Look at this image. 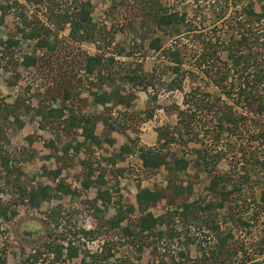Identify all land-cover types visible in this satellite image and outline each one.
<instances>
[{
  "label": "trees",
  "instance_id": "trees-1",
  "mask_svg": "<svg viewBox=\"0 0 264 264\" xmlns=\"http://www.w3.org/2000/svg\"><path fill=\"white\" fill-rule=\"evenodd\" d=\"M24 1L32 6L40 3L41 5H47L46 25H43L35 18L32 21L30 19L27 20L21 11L17 13L15 7L11 5L19 4L15 0H12L11 3H0V11L5 14L10 9L14 10L12 13L13 17L21 22L20 26L22 28L28 29L26 33L23 32L24 37L37 38L35 46L39 50L52 51L55 47L54 39H56L57 32L63 28L62 24L64 22L68 24L67 37L70 41L83 42L90 40L93 43L107 40L106 43L109 44L113 37L110 32L104 33L103 30L101 31L97 28L95 21L91 17V6L88 0H68V3L66 2L67 0ZM140 1L142 4H146L148 9L144 13L145 18L150 16V14L153 16L154 22H150L152 25L154 24L161 32L165 31L166 28H170L172 33H175V37L173 36L174 38L169 46L162 48L160 51L165 55L168 67L173 75L167 82V88L170 90L180 88V83L185 75L198 78L201 74L209 78L212 86L219 90L218 94L210 95L209 92L200 91L198 87L183 93V102L186 103L187 110L186 108L178 109L175 105L176 125L172 129L160 127L157 131V143L160 147L167 148V146L175 144L171 148V152L169 151L171 156L156 146H137L134 140H129L131 144L123 143L117 148L116 152L105 157L98 155V158L94 154L96 151L93 152L88 146L85 147V142L89 146L100 144L99 136L94 133L96 122L101 121L105 130H109L111 128L110 125H113L107 123L103 114L104 110L98 114L81 112L78 105L75 106L71 102L69 104L62 102L57 106H51L49 103H40L35 111L30 108L21 109L22 106L24 107V100H21V98L14 99L12 104L3 103L0 99V170H3V173H8L15 166L14 162L13 166L10 164L11 161L9 159H15L17 151L13 149L10 153H7L9 139L1 127L9 119L11 121L14 120L17 123V127H22L24 122L19 117L27 112L29 113V123L34 122L36 115L40 117L38 122H35L36 130L46 126L52 135L51 139L45 142L46 149H48L47 155L50 156L51 154L54 156L55 152L59 150L62 155L69 156L66 160L69 162L79 153L80 148L85 149L84 156L77 159L81 167L77 176L79 188L69 186L62 178L53 183L52 186L43 184L35 186L29 184L30 187L18 186L16 185V182L19 181L18 172H15L14 175L10 174V178L5 179L3 187L0 186V192H11L12 186L16 185L18 187L16 195L18 198L7 202L0 200V217L4 220L12 218L16 214V207L22 205L23 199H26L30 206L38 207L42 201L59 198L60 194H65L76 197L80 206L87 205L88 209L91 210H99L96 207L98 201L103 206L111 204L112 207H117V216H112L108 220V228L110 226L113 234L118 235V239L123 241L121 243H123L124 249H130L127 250L128 252L133 249L136 254L140 255L145 246H151L150 242L152 240L159 241L164 239L167 244L163 247L168 249L169 245H172L174 249L172 252H175L174 255L171 254L169 256L167 264H188V262H191V264H260L257 260H253L248 256L243 245L240 244L241 242L238 244L232 242L234 239L229 230L219 228L216 220V211L221 209L225 203L231 202L237 210H232L230 207L226 218L240 229L246 226L249 227L250 218L248 217V220L244 218L249 209L253 211L250 205V202H253V196L252 193L248 192L252 191L253 186L252 184L249 187L247 186L249 174L256 169L260 171L261 175H264V157H259L251 146L254 144L258 148H264V122H261V125L254 123L251 125L245 121L248 112L264 115V0H260L257 10L254 9L251 2L240 5L229 4L231 0H213L209 4L211 9L209 12L212 14L210 21H212L213 27L209 32H211L210 35L213 38L205 36L202 31L204 26L201 20H188L184 12L168 9L157 0ZM237 2L239 3L240 0H237ZM197 13V10H195L193 19ZM146 20H141L140 23L146 24V22H143ZM216 21H220L221 26H215L214 22ZM180 24L184 25L183 35H179L178 28L173 30V26ZM22 28H20L21 31ZM218 32L224 37L221 38ZM51 39L53 40L51 41ZM157 41H159L158 37L151 39L148 42V47L154 50L159 49L160 46H158ZM189 42H194L195 45H192V48H186ZM14 43L15 41L11 40V38L3 41V46L0 48L2 50L0 51L2 60L6 49L15 45ZM13 53L11 51V55ZM221 53H226L224 60L220 58ZM102 55L100 53L86 54L80 66V70L85 77L88 80H94L95 82H92L94 85L100 86L98 89L101 88L105 81L102 72L107 71L109 66L114 63L111 56ZM228 61L230 69L220 68L210 72L215 62L225 65ZM21 62L24 67H30L35 60L32 56L25 55ZM56 68L59 69V66L56 65ZM194 70L199 73L194 74ZM128 73L127 79L132 84L134 83V78L140 77V80L143 79L138 70L135 71L132 68ZM228 76L230 78L226 82ZM96 78L100 79L98 80L99 82L95 80ZM107 79H109V75ZM140 80H136L137 82L135 83L140 84ZM57 84L60 87L61 83ZM152 85V76L149 75L142 83V87ZM101 89L100 92H97V90L89 91L92 102L99 106L108 103L113 98L103 88ZM67 94L65 90H62V94H60L64 101L67 98L65 97ZM221 96L227 101H231V104H227L226 100H223ZM70 100L71 97H69ZM236 105L245 109L243 111L235 110ZM190 108L191 110H189ZM150 115V112L146 113V117ZM206 115L208 116V122L205 121L200 129L194 130L201 117ZM116 128L119 129L120 127L116 126ZM197 131L200 136H197ZM69 132H75L78 137H76L74 143L70 141L64 144L56 142L60 138L61 133L68 134ZM224 133L232 136H238L240 133L245 135L246 142L237 144V149L242 159V161L240 160L242 172L237 174L235 178L229 173L214 172L216 164L222 158V151L215 149L214 151L211 148L217 147L216 145L222 141ZM183 134H187L185 139L182 137ZM205 139L208 142H205ZM105 140L109 144L112 143L109 138H105ZM191 141L198 143L196 147L187 150L192 158H185L184 154L180 156L172 154L175 149L179 148V145L180 147H187ZM28 145L31 146L30 143ZM25 150L28 153V146ZM19 152L21 153V151ZM23 154L25 153L23 152L19 157H23ZM127 154H133L139 159L140 166L144 174L146 173L147 175L155 174L160 167L175 173H181L196 167L209 177L206 186L207 194L190 202L175 203L169 200L173 208L154 215L148 208L159 200V190L138 187L132 195L137 214L133 217L134 220L120 225L125 217L120 213L119 209L124 207L125 212L130 215L133 212V205L130 199H124L116 188L113 189L116 178L120 175L123 176V170L125 169L124 172H126L129 167H117L114 165L126 159ZM68 162H66V165L69 164ZM105 163L109 164L111 168L107 169ZM101 164H104V166ZM104 171H108V176L104 175ZM50 173L53 179V177L61 175V170L58 168ZM111 178L113 182L110 181ZM173 180L167 182V187L172 190L171 199L179 196L183 192L184 187H187V185L181 186L173 182ZM187 188L190 189L189 186ZM92 189L93 195L88 193ZM263 198L264 193L261 192L259 199L262 200ZM263 207L260 206L257 211H253L251 219L256 215H261L264 227ZM67 209L65 216L62 217L65 220L76 218L75 213L69 208ZM46 217L45 222L55 228L59 223L58 218L61 217V214L58 211L49 210L46 213ZM177 217L181 220L179 228H176L174 224V220ZM191 227L193 228L192 232L190 231ZM94 230L78 228L75 231V233H79L78 238L75 240L78 243L75 244L72 243V239L64 238L60 235L59 238L62 240L64 238L66 241L65 246L58 244L55 239H47L42 244L43 250L41 252L38 250L37 254L31 255V257L35 259L40 253H43L42 251H45L47 254H51L54 260L65 261L66 259L74 258L81 251L79 249V238L94 239ZM197 232L199 235L208 236L212 239L211 245L201 246V242L197 241L198 237L195 235ZM71 233L74 234L73 232ZM116 243L120 244L118 241ZM113 245L114 242L111 241L106 243V246L103 244L105 249L99 253L82 255L81 264H95V261H104L113 257ZM189 247H194L198 256L196 255L189 259V256H187ZM263 249L262 247L259 248L258 253L261 254ZM127 251L124 250L122 256L120 255L121 257H116L113 264H133L132 262H126ZM3 261L0 256V264Z\"/></svg>",
  "mask_w": 264,
  "mask_h": 264
},
{
  "label": "rangeland",
  "instance_id": "rangeland-1",
  "mask_svg": "<svg viewBox=\"0 0 264 264\" xmlns=\"http://www.w3.org/2000/svg\"><path fill=\"white\" fill-rule=\"evenodd\" d=\"M15 1L19 3L17 4L19 6L11 5L15 7L17 13L21 11L27 20L30 19L32 21L35 18L43 25H46L45 17L48 15V7L46 4L41 5L40 3L39 5L32 6L24 0ZM88 1L91 6V17L95 21L97 28L101 31L103 30L104 33L110 32L113 35V37L111 36L112 39H109V44L106 43L107 40L93 43L90 40L83 42L70 41L67 37L68 24L64 22L62 24L63 28L57 32L56 39H54L55 47L52 51L39 50L35 46L37 38L24 37L23 32L26 33L28 29L25 30L22 28L20 26L21 22L13 17L12 13L14 10L10 9L5 14H2L0 11V48L3 46V41L7 38L15 41V45L6 49L4 59L2 60L0 57V99L3 103L12 104L14 99L21 98V100H24V107L22 106L21 109L30 108L31 110H35L40 103H49L51 106H57L62 102L68 104L71 102L75 106L78 105L81 112L98 114L104 110V118L108 124L113 125H110L111 128L109 130H105L101 121L96 122L94 133L99 136L100 144L89 146L85 142V147L88 146L93 152L96 151L99 156H109V154L116 152L121 144H131L129 140H134L137 146H156L161 151L167 152L168 155L175 144L167 146V148L160 147L157 143V131L160 127H169L172 129L176 125L175 105L178 109L186 108V103L183 102V93L197 87L200 91L209 92L210 95L218 94L219 90L215 86H212L208 77L202 76L201 74L198 78L185 75L180 83V88L173 90L167 88V82L173 75L170 72L165 55L160 51L162 48L169 46L175 37V33H172L170 28H166L165 31L161 32L154 24L152 25L150 22H154L153 16L151 14L146 18L144 16L147 9L146 4H142L140 0ZM157 1L168 9L176 12H184L188 20H201L204 26L202 29L203 33L206 37H212L210 35L211 32H209L213 28L212 21H210L212 14L209 12L211 10L209 4L213 0ZM11 2L12 0H0L1 4ZM66 2L68 3V0ZM246 2H251L254 9L257 10L260 0H240L239 3L237 0H231L229 4L241 5ZM195 10L198 13L193 19ZM202 13L204 14L203 16ZM145 19L147 20L143 22H146V24L140 23L141 20ZM214 23L216 24L215 26H221L220 21ZM20 28H22V31ZM176 28H178L179 35L184 34L183 24L173 26V30ZM218 34L221 38L224 37L219 32ZM155 37H158L159 41H157V44L160 46L157 50L148 47V42ZM192 45H195V43L189 42L186 48H192ZM0 51L2 50L0 49ZM11 51L15 54L13 53L11 55ZM94 53L111 56L114 62L112 63L113 65L109 66L107 71L102 72L105 81L101 86L113 98L108 103L100 106L92 102L89 91L97 90V92H100L102 89H98L100 86L94 85L92 82L95 81L88 80L80 70L84 55ZM25 55H30L34 58L35 62L32 66H23L21 60ZM225 57L226 53L220 54L222 60ZM56 65L59 66V69H55ZM132 68L135 71L138 70L143 78L142 80H140V77L134 78L133 84L127 79L128 71L132 70ZM220 68L230 69L229 61L225 65L220 62H215L210 72ZM107 72H109V79H107ZM193 72L194 74L199 73L195 70ZM149 75L152 76L153 85L142 87V83ZM229 78L230 76L227 77L226 82H228ZM95 80L99 82L98 80L100 79L96 78ZM136 80H140V84L135 83L137 82ZM57 83H61L60 87ZM62 90L68 93L65 96L67 97L65 101L60 95L62 94ZM69 97H71L70 101ZM221 97L223 100H226L223 96ZM226 102L227 104H231L229 100H226ZM244 109V107L236 105L235 110L243 111ZM147 112L151 113L149 117H146ZM246 116L245 121L247 124L252 125L254 123L261 125V122H264L263 114L248 112ZM34 118V122L29 123V113L27 112L25 115H20L19 117L24 122L22 127H17V123L14 120L11 121V119L2 125L1 129L9 139L7 153H10L14 149L17 151V155L15 159H9L12 166L13 162L15 164L12 168L13 171L3 173V170H0V186L3 187L5 179L10 178V174L14 175L15 172H18L19 181L16 182L18 186L24 185L30 187L29 184L31 186L37 184L52 186L53 183L62 178L66 184L72 187L77 182V176L81 170L77 159L84 156L85 149L80 148L79 153L69 162L66 161L69 156L62 155L59 150L55 152L54 156L51 154L50 156L47 155L48 149H46L45 142L51 139L52 135L46 126L36 130L35 122H38L40 117L36 115ZM207 119V115L202 116L200 122L194 127V130L200 129L201 125ZM116 126L120 128L118 129ZM197 134V136H200L198 131ZM225 134L222 135L223 139L216 145L217 147L211 148L212 150L222 151V158L216 164L214 172L229 173L235 178L237 174L242 172V164L240 163L242 159L240 158L241 155L237 149V144L246 142L245 135L244 133H240L238 136ZM76 137L75 132H69L68 134L61 133L60 138L56 142L64 144L70 141L74 143ZM182 137L185 139L187 134H183ZM105 138L111 139L112 143H107ZM205 142H208L207 139H205ZM29 143L31 146L28 145ZM197 145L198 143L192 141L188 143L187 147H180L179 145L180 149H175L172 154H175L174 156L184 154L185 158H192L187 150ZM27 146L28 153L25 150ZM251 146L259 157H264V148H258L254 144ZM23 152L25 153L23 157H19ZM126 158L127 160L124 159L121 162H117V167L125 166V162L131 163L132 165H128L127 163L126 166L129 167L128 169L126 168L127 174L124 172V169L122 172L124 177L120 175L116 178L113 189L116 188L124 199H130L133 205V212L128 215L124 207H121L119 211L125 218L120 225L134 220L133 217L137 214L132 195L138 187L159 190V200L148 208L154 215L161 214L165 210H171L173 205L169 203V200L175 203L190 202L207 194L206 186L209 177L196 167L181 173L170 172L165 170L164 167H160L159 171L155 174L147 175L146 173L144 174L143 170H139L137 162L134 161L137 160L135 155L127 154ZM66 162L69 164L66 165ZM105 164L107 169L111 168L109 164ZM58 168L61 170V175L53 177L52 179L50 172ZM107 172L104 171L105 176H108ZM172 179H174L173 182L181 186L187 185L190 189L184 187L183 192L179 196L171 199L172 190L167 187V182H171ZM263 180L264 175H261L260 171L255 169L252 173L250 172L247 186L249 187L250 184L253 186L252 191H248L253 196V202H250L253 211H257L260 206H264V198L262 200L259 199L261 192L264 193ZM63 181L62 183H64ZM110 181L113 182L112 178ZM16 185L12 186L11 192H0V200L3 202L17 200L18 187ZM92 192L93 189L88 191V193L93 195ZM59 196V198H54L49 201H42L38 207L30 206L26 199H23L22 205L16 207V214L12 218L4 220L0 217V256L4 260L2 264H45L46 259L50 261L49 257L46 255L45 257H40L42 254L40 253L34 259L31 257L33 255L32 251L35 249V252L38 250L41 252L43 250L42 244L47 239H55L58 244H62L63 246V243L66 242L64 238L72 239L73 244L78 243V241H75L79 236V233H75L78 228H85L87 230L97 228L93 231L95 238L88 240L87 238L80 237L79 249L81 251L76 257L67 259L66 261L55 260L53 262L51 260L52 264H81L80 260L82 255L99 253L105 249L103 244L106 246V243L111 241L114 242L112 248L114 256L104 261H95V264H113L115 258L121 257L124 250H130L124 249V245L121 243L123 241L118 239V235L113 234L110 226L108 228V220L112 216H117V207H112L111 204L103 206L98 201L96 207L99 210L96 211L88 209L87 205L80 206L76 197L65 194H60ZM230 207L232 210H237L231 202H227L221 209L216 211V220L218 221L219 228L229 230L233 235L234 240L232 242L237 244L241 242L240 244L243 245L250 258L257 260L260 264H264V249L261 254L258 253L259 248H264L262 216L256 215L251 219L253 211L249 209L244 215V218L246 220H248V217L250 218V225L249 227L246 226L240 229L226 218L229 214ZM67 208L75 213L76 218L73 217L65 220L62 217L65 216L66 210H68ZM49 210L58 211L61 214V217L58 218L59 223L55 228H52L45 222V218H47L46 213ZM261 212L263 211L261 210ZM180 223L181 220L178 217L175 218L174 224L176 228L180 227ZM192 229L191 227V232ZM60 235L64 237L63 240L59 238ZM195 235L198 237L197 241L201 242V246L211 245L212 239L208 236L199 235L198 232ZM116 240L120 244L116 243ZM155 241L154 239L150 242L151 246H145L140 255L136 254V251H133V249L131 252L127 251L126 262H132L133 264H167L169 256L175 254V252H172L174 250L173 246L169 245V248L165 249L163 246H166L167 242L164 239ZM196 252L194 247H189L187 253L189 259L193 258V256H198ZM39 257L42 259L38 260ZM46 264H48L47 261ZM188 264H191V262H188Z\"/></svg>",
  "mask_w": 264,
  "mask_h": 264
},
{
  "label": "built area",
  "instance_id": "built-area-1",
  "mask_svg": "<svg viewBox=\"0 0 264 264\" xmlns=\"http://www.w3.org/2000/svg\"><path fill=\"white\" fill-rule=\"evenodd\" d=\"M39 130V129H38ZM94 154L97 156V158H98V154L96 153V152H94ZM126 160H127V158H126ZM134 161H136L137 162V165H138V168H139V170H142V168H141V166H140V161H139V159H137V160H134ZM127 163L128 162H125V166L127 165ZM102 166H104V164H101ZM128 165H132L131 163H128ZM114 166H117V164H115ZM109 167H110V165H109ZM73 186H76V187H78V183L76 182V183H74L73 184ZM1 199V198H0ZM112 208V207H111ZM113 209V208H112ZM64 244V246L66 245V242H64L63 243ZM36 250L34 249L33 251H32V254H35L36 252H35ZM64 251V250H63ZM43 253L41 254V256L40 257H45V255L46 256H48L49 257V259H50V261H48L47 259L45 260V264H46V261L48 262V264H52V261L54 262L55 260L52 258V255L51 254H47L45 251H42ZM38 258V260H41L42 258ZM52 260V261H51ZM60 260V259H59ZM67 260V259H66ZM65 260V261H66Z\"/></svg>",
  "mask_w": 264,
  "mask_h": 264
},
{
  "label": "crops",
  "instance_id": "crops-1",
  "mask_svg": "<svg viewBox=\"0 0 264 264\" xmlns=\"http://www.w3.org/2000/svg\"><path fill=\"white\" fill-rule=\"evenodd\" d=\"M96 105V104H95ZM96 107H98V106H96Z\"/></svg>",
  "mask_w": 264,
  "mask_h": 264
}]
</instances>
